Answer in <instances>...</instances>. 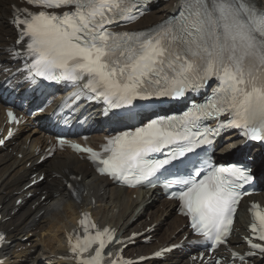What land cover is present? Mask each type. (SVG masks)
<instances>
[{
    "label": "snow or ice",
    "instance_id": "snow-or-ice-1",
    "mask_svg": "<svg viewBox=\"0 0 264 264\" xmlns=\"http://www.w3.org/2000/svg\"><path fill=\"white\" fill-rule=\"evenodd\" d=\"M24 2L40 9L18 8L13 17L16 43L23 42L32 78L78 88L85 81L81 92L87 90L89 98L124 109L130 120L141 118L140 126L110 137L103 154L71 147L88 153L100 174L129 186L167 172L173 178L165 181L166 187L175 186L171 198L179 201L194 233L213 246L225 243L240 190L253 174L246 166L217 167L207 160L198 168L187 154L212 147L231 128L240 129L249 141H264V8L256 0H178V15L154 28L114 31L112 25L130 23L142 14L143 0ZM213 81L211 95L179 116L144 115L147 109L180 102L188 93L199 94ZM7 115L16 122L11 111ZM224 115L226 121L220 119ZM211 120L216 127L207 125ZM190 163L192 171L182 173ZM250 212L254 238L264 241V211L253 204ZM79 224L83 237L77 235L74 243L69 237L76 264H126L111 252L105 257L112 230H98L87 214ZM249 245L264 253L261 244ZM162 251L154 255L160 257Z\"/></svg>",
    "mask_w": 264,
    "mask_h": 264
},
{
    "label": "bare ground",
    "instance_id": "bare-ground-1",
    "mask_svg": "<svg viewBox=\"0 0 264 264\" xmlns=\"http://www.w3.org/2000/svg\"><path fill=\"white\" fill-rule=\"evenodd\" d=\"M174 2L169 0L152 9L144 22L155 23L162 20L176 10ZM262 2L264 3V0ZM11 4L19 5L18 0H0V62H3L5 58L3 48L9 44L13 36L12 28L7 21L10 16ZM0 113H2L1 103ZM38 134L39 132L36 131H30L29 134L23 137L20 134L9 145L10 151L0 152V213L3 214V218H6V221L2 224V229L7 233V239L10 240L9 245L4 246L0 251V259H4V262L11 261V256L14 255L10 264H70L65 259L66 253L63 246L65 235L75 224L79 209L86 206V199L81 204L72 202L61 182L52 179L44 185L37 186L32 191L33 193L40 190L47 191L48 197L44 200L46 203L43 202V204L39 205L37 199L32 200L30 198L22 200L23 203L20 205H14L15 201L21 197L18 193L25 186L27 176L37 170L57 174L62 171V175L66 172L80 173L88 194L92 191L93 195L98 198V206L91 210L95 218L101 223L117 227L119 231L126 230L127 233L124 234V237L129 236L131 231L138 230L139 226H142V230H144L146 226L161 220L168 229L163 232L162 228L159 227L154 237L159 239L158 243H164L169 241L184 223L180 217H177V204L175 202L170 203L161 200L155 192L152 194L147 193L148 196L146 197L144 192L134 191L136 198L133 199L131 193L128 194L126 190L112 185L105 179L95 178L90 167L69 152L57 153L51 160L45 162L41 168L36 166L34 153L38 148L47 144V138ZM97 137V135L91 137V141L96 140ZM229 138H232V136H228L227 140ZM27 140L30 141L29 144ZM229 142L231 141L229 140ZM256 152L252 150L251 155L256 156ZM18 154L21 156L20 159L17 157ZM253 159L254 170L264 182V173L261 172L264 161L259 159V157H254ZM27 162L31 164L29 168L25 167ZM54 194L56 196H53ZM252 200L264 204V191L259 196L242 202L236 216V228L243 230L247 228L249 223L248 202ZM157 202L163 207H168L169 210L165 213L151 212L150 218L152 220L150 223H146L143 220L132 222L134 218H137L135 215L138 210L137 214L141 210L151 211L156 207ZM88 209L90 210V207ZM40 211H43L44 214L36 221L35 216ZM37 223L38 227L42 228L43 231L48 225L45 237H43L44 234L32 232ZM23 238H27V241L22 242ZM36 238L38 239L36 242L37 248L29 250L26 247L27 242L32 244ZM239 242L238 238H234L231 244L238 245ZM158 243H152L150 246H139L136 248V253L138 255H148L158 247ZM237 248L240 249L241 246L238 245ZM132 253L133 251H128L129 255ZM184 256L185 254L181 253L175 255L174 258L169 257L160 264H191ZM39 258H44L46 261L39 263ZM146 264L156 263L150 262Z\"/></svg>",
    "mask_w": 264,
    "mask_h": 264
},
{
    "label": "rangeland",
    "instance_id": "rangeland-1",
    "mask_svg": "<svg viewBox=\"0 0 264 264\" xmlns=\"http://www.w3.org/2000/svg\"><path fill=\"white\" fill-rule=\"evenodd\" d=\"M44 183H45V182H44ZM155 209H156V208H155ZM156 210H158V209H156ZM154 211H155V210H154ZM148 218H150V217H148V216H144V217H143L144 221H146V222H148V221H147ZM43 224H44V222H43ZM47 227H48V225H46V229L43 231L42 228H39V227H38V223H37V226H35V227L33 228V230H32V229H31V230H32V232L35 233V234H37V233L44 234L43 237H45V235H46L45 232H46L47 229H48ZM166 229H167V227L162 228L163 231L166 230ZM40 230H41V231H40ZM37 231H38V232H37ZM37 241H38V239L36 238V240H34V242H33L32 244H30V242H27L28 244L31 245V246H30L31 248L29 247V250H30V249H33V248H34V249L37 248V245H36V244H37V243H36ZM13 257H14V255L11 256V259H12L11 261H13ZM11 261H9V262H7V263H5V264H10ZM38 262H39V263H44L45 261L39 260Z\"/></svg>",
    "mask_w": 264,
    "mask_h": 264
}]
</instances>
